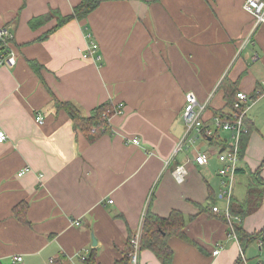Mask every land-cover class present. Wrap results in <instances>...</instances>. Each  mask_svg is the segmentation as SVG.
<instances>
[{"label": "crops", "instance_id": "crops-1", "mask_svg": "<svg viewBox=\"0 0 264 264\" xmlns=\"http://www.w3.org/2000/svg\"><path fill=\"white\" fill-rule=\"evenodd\" d=\"M78 2L0 0V26H11L16 57L13 67L0 65V129L7 134L0 143V264L50 257L85 264L80 256L90 254L96 264H113L148 208L184 217L183 235L167 240L171 264H247L256 247L259 256V242L242 249L225 217L228 179L217 153L228 148L230 132L217 129L213 143L173 150L184 132L185 93L208 101L205 120L230 111L223 82L254 97L245 118L253 130L232 183L231 197L244 200L249 173L264 161L257 124L264 116V26H253L244 0H101L85 18L57 26ZM51 10L56 14L30 26ZM91 41L100 59L82 57ZM247 41L260 55H237ZM56 101H71L87 116L107 101L123 105L90 141ZM197 151L208 153L206 164L194 162ZM178 165L186 170L181 183L172 175ZM239 222L249 233L264 225V196ZM17 255L22 260L12 262ZM139 264L161 263L141 249Z\"/></svg>", "mask_w": 264, "mask_h": 264}, {"label": "trees", "instance_id": "trees-1", "mask_svg": "<svg viewBox=\"0 0 264 264\" xmlns=\"http://www.w3.org/2000/svg\"><path fill=\"white\" fill-rule=\"evenodd\" d=\"M100 1L101 0H79L68 16L58 17L57 26L73 18H85L98 6ZM53 14H56V12L51 10L45 15L32 18L29 21L30 26L35 27L42 24L44 21L51 18ZM1 49L2 44L0 43V50ZM220 86L223 89L224 97L227 99L226 107L228 109H233V102L237 92L235 84L231 82H223ZM56 106L64 109L68 113L73 121L74 128L84 132L90 141L96 139L99 136V133L108 127V117L110 116L108 110L112 108L110 101L97 105L89 116L84 115L71 101H56ZM220 117L224 118L229 116H227V114H221ZM245 125L246 131L240 135L239 139L238 156L240 159L244 155L248 136L253 130L252 125L247 123ZM207 138H210V142L213 143L215 135L207 136ZM263 163L256 170L249 173L250 179L246 187L244 200L236 201L233 197H230L229 199L228 211L234 216H239L241 220L256 210L263 202L264 180L260 177V169ZM183 226L184 217L178 210H172L168 216L162 217L151 211L149 208L146 209L142 221L140 248L152 251L161 264H171L172 250L169 247L167 240L173 235H183ZM233 226L242 249L246 248L249 244L258 241L260 247L264 250V225L258 231L253 233L245 231L240 222L235 221ZM127 247H129L128 238ZM83 261L85 264H96L93 254L87 256ZM55 264H63V260L57 259ZM113 264H128V257L123 256L122 258L115 260ZM256 264H264V261H258Z\"/></svg>", "mask_w": 264, "mask_h": 264}, {"label": "built area", "instance_id": "built-area-1", "mask_svg": "<svg viewBox=\"0 0 264 264\" xmlns=\"http://www.w3.org/2000/svg\"><path fill=\"white\" fill-rule=\"evenodd\" d=\"M243 8L252 15L254 27H258L260 25L264 26V0H244ZM12 36L13 34L11 32L10 25L4 24L0 26V43L2 44V49L0 50V65L6 66L8 68L13 67L16 62L15 53L9 46ZM97 50L98 44L91 41L88 44L86 51L82 54V57L88 58L89 56L94 55V59H100V55L96 53ZM247 97L248 95L245 92L237 91L235 100L233 102V109L228 112L230 118H215L213 121L203 124L202 114L206 107V103H199L193 92L185 93L182 108L184 132L173 150V154H176L183 148L194 145L199 139H207V136L211 135L217 129H223L230 132L231 142L228 145L227 152L218 155L219 160L223 162L222 167L219 169V173L222 176H226L228 179L226 182V190L224 191L228 200L232 194V183L234 181L237 169L236 165L238 166V136L243 130L245 109H241V105L244 102L248 103ZM122 105V103L113 105L110 109L111 116L113 114L120 113ZM110 117H108V120ZM36 120L38 122H42L43 117L39 115L36 117ZM6 140L7 134L0 129V143L5 142ZM128 141L137 145L140 143L139 139L136 137H133ZM193 160L198 165L206 164L208 162L207 152L197 151L193 157ZM27 170V167H25L19 172V174L21 175ZM185 174L186 170L182 165H178L172 170V175L178 183L184 181ZM109 202H111L110 199ZM212 210L217 211L218 208L213 206ZM143 216L144 214H142V219H140L138 227L128 237L129 247L127 248V251L124 255L128 257V264H139ZM225 217L229 226V230L231 231L230 233L233 234V237L236 239L233 225L235 221L239 222L240 218L238 216L231 215L228 212V207L225 209ZM220 248L221 246L217 244V247L212 251V254L218 253ZM240 254V258L243 260V252L241 251ZM80 258L85 260L87 255H81ZM21 260L22 257L17 255L13 256L11 261L14 262ZM56 260V258L50 257L45 264H55Z\"/></svg>", "mask_w": 264, "mask_h": 264}, {"label": "rangeland", "instance_id": "rangeland-1", "mask_svg": "<svg viewBox=\"0 0 264 264\" xmlns=\"http://www.w3.org/2000/svg\"><path fill=\"white\" fill-rule=\"evenodd\" d=\"M253 25H254V23H253ZM253 45H252V43L251 42H249V41H247V43H244V46H242V47H244V49H242V47L238 50V53H237V55H239V54H243V55H245V52H246V50H248V51H250V53L253 55L254 54V52L256 51L257 52V54L258 55H260V52H259V50L258 49H254V50H252L251 48H253L252 47ZM247 60V63H249L248 62V59H246ZM260 61L257 59V60H255V59H253V58H250V63H251V65H254V64H258ZM247 94V93H246ZM248 95V94H247ZM254 98V97H253ZM252 98V96H249L248 95V97H247V100H248V103H243L242 105H241V109H245V115H244V120H243V130L239 133V136H238V148H239V139H240V135L243 133V132H245L246 131V121H245V118H246V112H247V110L249 109V107H250V104L254 101V99ZM198 101V100H197ZM260 102H262L263 104H264V96L261 98V100H260ZM206 103V107H205V109L203 110V113H204V111L206 110V108H207V104H208V101L207 102H205ZM231 110V109H230ZM237 113H239V112H237ZM108 114H110V116H111V110H108ZM109 116V117H110ZM220 113H218V115H215V116H213V117H211L210 119H207V120H205V119H203V124H207V123H209V122H211V121H213L215 118H220ZM227 116H229L228 115V113H227ZM225 119H227V118H230V116L229 117H224ZM184 124V123H183ZM257 124H258V127L259 128H262L261 129V136L263 137L264 136V116L263 117H260V118H258V120H257ZM108 125H109V122H108ZM211 135H213V133L211 134ZM210 136V135H209ZM132 137H127V139L129 140V139H131ZM227 152V149L226 150H222V151H220V152H218L217 153V156L219 155V154H221V153H226ZM207 157H208V153H207ZM209 158V157H208ZM238 159H239V156H238ZM236 167L238 168V166L236 165ZM256 249V253H255V255H249L250 254V252H247L246 253V256H245V261L247 262V264H256L258 261H264V250L262 249L261 251H259V256H258V250H257V247L255 248Z\"/></svg>", "mask_w": 264, "mask_h": 264}, {"label": "water", "instance_id": "water-1", "mask_svg": "<svg viewBox=\"0 0 264 264\" xmlns=\"http://www.w3.org/2000/svg\"><path fill=\"white\" fill-rule=\"evenodd\" d=\"M92 243L95 244V239L94 238H92Z\"/></svg>", "mask_w": 264, "mask_h": 264}]
</instances>
